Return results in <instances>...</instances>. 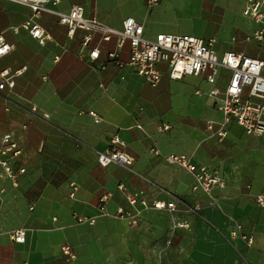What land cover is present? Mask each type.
I'll return each mask as SVG.
<instances>
[{
    "label": "crops",
    "instance_id": "1",
    "mask_svg": "<svg viewBox=\"0 0 264 264\" xmlns=\"http://www.w3.org/2000/svg\"><path fill=\"white\" fill-rule=\"evenodd\" d=\"M246 1L158 0L149 7L147 0H61L48 6L69 12L78 4L87 17L118 29L134 17L147 38L214 37L219 55L234 51L264 60V40L253 37L258 25L244 14ZM32 14L29 5L0 0V33L14 45L0 58V70L26 66L13 90L0 91V143L12 134L22 148L15 166L26 168L14 185L0 165V264H264V208L254 201L264 194V133H248L232 121L219 140L208 122L217 128L223 114L205 76L172 78L161 62L154 86L109 58L116 50V59L127 61L128 41L119 48L113 37L97 60L80 58L82 31L70 38L57 14L43 12L38 21L51 38L41 44L22 28ZM220 72L224 87L230 71ZM162 123L170 128L159 131ZM116 134L134 158L130 168L98 160ZM169 154L216 171L224 181L212 190L217 202L195 188L187 168L169 163ZM120 185L141 193L146 205H130ZM156 200H175L176 208L157 209ZM120 207L136 213V223L117 217ZM180 222L184 226H176ZM22 227L26 241L17 243L11 232ZM242 234L253 237L251 246ZM64 243L75 258L62 250Z\"/></svg>",
    "mask_w": 264,
    "mask_h": 264
},
{
    "label": "built area",
    "instance_id": "2",
    "mask_svg": "<svg viewBox=\"0 0 264 264\" xmlns=\"http://www.w3.org/2000/svg\"><path fill=\"white\" fill-rule=\"evenodd\" d=\"M29 5L33 14L22 24L32 37L38 39L41 44L51 38L46 29L38 21L43 12L55 13L59 16L60 23L67 26V34L74 38L79 31L83 32L81 39V48L78 52L80 58L88 55L91 60H97L101 54V45L103 42L117 38V47L121 48L128 41L131 46L130 56L127 61H121L117 58V51L108 52L111 59H115L121 67H134L137 73L152 85H157L162 76V70L159 67L161 62L168 65L169 75L172 78H182L184 75H202L212 85L210 95L219 98L216 103L217 108L223 114V120L219 122L214 129V122H208V129L215 133L219 140H223L227 134V126L235 121L243 126L248 133H264V60L244 53L226 51L219 55L214 45L216 39L209 37L207 39L190 34H158L156 38H147L144 35V26L134 17H127L123 20L121 29L112 27L107 23L85 15L83 6L74 4L69 12H61L49 4L56 6L61 0H14ZM158 0H147L149 7L157 5ZM244 14L252 18L258 25L253 37L258 41L264 40V0H247L244 8ZM17 32L19 27H14ZM96 40V43H92ZM14 48L4 34L0 33V58L9 54ZM221 69L230 71L228 81L224 87L219 85ZM26 70L23 66L17 70H0V91L5 89L13 90L16 85V77ZM33 111L37 106H32ZM94 114L93 111H91ZM48 116V114H44ZM170 128L169 124H159V131L163 132ZM125 142L116 134L110 138L109 146L98 151V160L103 166L112 163H118L130 168L134 162L125 149ZM154 152L158 153L157 150ZM22 154L20 144L14 139L13 135L7 133L3 136L0 143V165L3 167L6 176H8L14 185H17L20 177L26 172L24 166H15L16 159ZM169 163L179 164L187 168L195 177V188L203 189L212 197V202H217V198L212 196V190L215 186H223L222 177L209 169L206 165H198L192 162L191 157L185 154H169L165 156ZM121 190H125L120 185ZM78 190L77 184H73L71 196H75ZM5 189L0 183V200ZM125 192V191H124ZM127 201L130 205L136 206L139 202L146 205L141 199V193L125 192ZM254 201L264 208V194L254 196ZM153 206L157 209L175 210L176 201L156 200ZM122 219H129L131 223H136L137 214L127 211L120 207L116 214ZM79 221H86L85 218H78ZM176 226H184V223H177ZM27 230L17 228L11 232V238L17 243L26 241ZM232 236H237V231H233ZM243 240L248 246L253 244V237L242 234ZM62 250L70 258H75L68 243L62 245Z\"/></svg>",
    "mask_w": 264,
    "mask_h": 264
}]
</instances>
